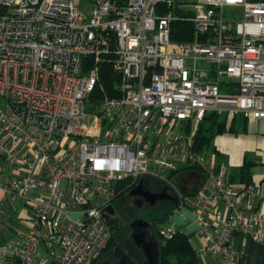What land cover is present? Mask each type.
Returning a JSON list of instances; mask_svg holds the SVG:
<instances>
[{
  "label": "built area",
  "instance_id": "obj_1",
  "mask_svg": "<svg viewBox=\"0 0 264 264\" xmlns=\"http://www.w3.org/2000/svg\"><path fill=\"white\" fill-rule=\"evenodd\" d=\"M83 1L0 0V264H94L102 211L142 178L177 193L164 240L193 227L199 255L239 264L237 234L264 245V184L231 182L197 137L212 114L264 121V0H85L88 16ZM181 18L194 35L176 46ZM111 44L119 95L91 111Z\"/></svg>",
  "mask_w": 264,
  "mask_h": 264
},
{
  "label": "trees",
  "instance_id": "obj_2",
  "mask_svg": "<svg viewBox=\"0 0 264 264\" xmlns=\"http://www.w3.org/2000/svg\"><path fill=\"white\" fill-rule=\"evenodd\" d=\"M194 26L188 19H178L173 24L172 40L176 46H183L193 40ZM115 45L111 44L110 52L107 56H103L99 61L95 62L94 67L98 69V83L94 92L91 95L90 104L91 111L97 112L99 102H104L107 99L116 98L119 95L120 85L122 80V68L119 63L118 56L115 52ZM93 63V62H92ZM248 119L244 117H235L232 119V124L228 127L229 121L227 118L220 117L217 114H212L203 122L199 135L197 137V150L204 152L205 149L211 144L215 134L236 133V124H241L243 130L247 128ZM253 163L244 164L238 171L240 183L254 184L250 167ZM231 182L236 183L232 180ZM127 193H123L121 196ZM120 196V197H121ZM119 197V198H120ZM174 208H170L164 217L157 222V229L155 230L156 236L160 242L161 258L159 264H201L198 258V252L192 244L193 234L188 232H177L171 238L164 240L159 235V225L166 221L168 216L172 214ZM112 228V237L106 248L111 246L115 240V233ZM105 250V251H106ZM104 251V252H105ZM98 261V260H97ZM96 261V262H97ZM96 262L94 264H96Z\"/></svg>",
  "mask_w": 264,
  "mask_h": 264
},
{
  "label": "flooded vegetation",
  "instance_id": "obj_3",
  "mask_svg": "<svg viewBox=\"0 0 264 264\" xmlns=\"http://www.w3.org/2000/svg\"><path fill=\"white\" fill-rule=\"evenodd\" d=\"M184 180H177L179 188H183L185 191L195 188L196 184H187ZM147 193H153L158 196L155 205L151 204ZM176 201L177 193L168 189L158 180L145 181V191L140 195H129L127 193L114 201L112 205L118 216V219H116L117 223L120 226L117 228L111 225L114 229L115 240L119 232L123 233L122 241L120 240L118 244L112 243L96 264H146L142 252L136 247L131 238V235L138 230L136 227H131V224L135 221L148 222L155 233L157 222L161 220L160 216L164 215L165 211H169V208H174Z\"/></svg>",
  "mask_w": 264,
  "mask_h": 264
},
{
  "label": "crops",
  "instance_id": "obj_4",
  "mask_svg": "<svg viewBox=\"0 0 264 264\" xmlns=\"http://www.w3.org/2000/svg\"><path fill=\"white\" fill-rule=\"evenodd\" d=\"M236 133H230V135ZM243 133L235 139L232 137L223 139L222 149L226 154L216 148L215 153L222 161L220 163L218 160L217 163L228 170L233 181L240 183V177L237 176L239 169L251 162L253 164L250 170L254 184H264V121H258L253 126H249L247 122V128L243 130ZM188 233L197 236L193 227L188 229ZM200 240L204 246L203 240L201 238ZM234 248L240 253L244 252L239 264H264V245L237 234L234 237ZM198 258L201 264H226L218 256L198 254Z\"/></svg>",
  "mask_w": 264,
  "mask_h": 264
},
{
  "label": "rangeland",
  "instance_id": "obj_5",
  "mask_svg": "<svg viewBox=\"0 0 264 264\" xmlns=\"http://www.w3.org/2000/svg\"><path fill=\"white\" fill-rule=\"evenodd\" d=\"M84 1H83V4H82L81 8H80V11L82 13H84L86 16H88L87 13H88V9L89 8L86 6V4H85ZM188 1L189 2L196 1V2H201V3L205 2V0H185L184 2H188ZM227 93H231V91L230 90L229 91L227 90ZM248 123H249V126H253L254 123H256V124L258 123V120H256L253 117H251L248 120ZM231 124H232V119L230 118L229 119V123H228V127H230ZM93 126H94V121H92V127ZM236 127H237V133L236 134H233V135H230V133L215 134L214 137H213V139H212V141H211V144L205 149L204 154L213 162L214 165H220V164L217 163L218 160H219L220 163H222V161L220 159H218V157H217V155L215 153V149L217 148L222 153H224V150L222 149V145L224 143V140L223 139L230 138V137H232L233 139H235L238 135H240L241 133H243V126L240 123L239 124H236ZM224 154H226V153H224ZM221 167H223V166H221ZM193 173H196L197 175H201L202 176V173H200V172L185 171V172H180L177 175H174V180L175 179L176 180L179 179V181H180L181 179H185L184 181L186 182V180H188V179L191 178V175ZM2 180H3V177H0V182ZM2 198H3V193L0 191V202H1ZM167 211H165V213ZM165 213H164V215H165ZM164 215H161L160 216V219H162L164 217ZM25 220H31L30 215L28 213V210L25 207L24 201H18L15 204V219H14V222H13L14 223V226H16V228L19 229V230H25V229H27L26 223L24 222ZM175 220H177V218ZM159 227H161V228L167 227L166 221H164L163 223H160ZM126 234H127V232H126ZM122 236H123V233H120L119 232V234L117 235V238H116V240H114V242L116 244H118L119 241L121 240ZM192 244H193L194 248L197 249L198 251L201 250L202 247H203L202 246V242H201L199 236H195V235L193 236V238H192Z\"/></svg>",
  "mask_w": 264,
  "mask_h": 264
},
{
  "label": "water",
  "instance_id": "obj_6",
  "mask_svg": "<svg viewBox=\"0 0 264 264\" xmlns=\"http://www.w3.org/2000/svg\"><path fill=\"white\" fill-rule=\"evenodd\" d=\"M145 191V179L142 178L139 184L129 192V195H140ZM148 199L152 205H155L158 199L156 194L147 193ZM177 206V201L174 207ZM103 217L106 221L110 222L117 228L120 226L117 223L118 216L115 212L113 205L106 207L102 211ZM131 227H136L138 230L131 235L136 247L142 252L146 260V264H159L161 258L160 242L154 233L150 223L145 221H135Z\"/></svg>",
  "mask_w": 264,
  "mask_h": 264
}]
</instances>
